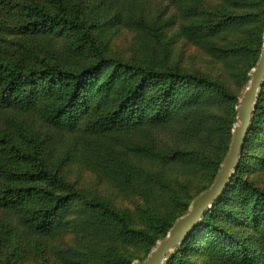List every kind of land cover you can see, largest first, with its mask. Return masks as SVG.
<instances>
[{
    "label": "trees",
    "instance_id": "obj_1",
    "mask_svg": "<svg viewBox=\"0 0 264 264\" xmlns=\"http://www.w3.org/2000/svg\"><path fill=\"white\" fill-rule=\"evenodd\" d=\"M50 2L57 7L49 8L41 0H21L25 13L21 30L38 31L61 24L77 28L80 46L92 41L84 23L72 18L67 7L57 4V0ZM14 3L21 4L0 0V11ZM224 4L201 19L197 18V8L190 9L192 28L183 29L198 42L194 26L206 25L200 41L208 46L220 43L217 37L225 34L224 30L245 35L236 38V52L230 48L226 56L241 54L249 63L245 76H234L240 82L236 94L220 78L188 72L178 65H141L108 53L105 43H98L97 55L86 53L93 62L78 68L51 60L30 65L27 57H22L18 67L0 64V210L16 213L40 234H60L70 227L76 239L58 249L64 264L145 261L151 249L188 211L162 222L147 210L153 232L143 225H132L116 205L95 196L96 191L91 197L83 192L63 195L39 185L46 179H58L47 166V156L59 140L74 138L83 146L82 154L103 158V162L96 163L105 168L117 170L113 163L122 162L127 167L125 178L131 179L140 176L143 168L138 164L128 168L124 159L128 150L156 155L158 145L154 137L150 144H126L114 135L133 128H166L181 135L189 145L188 150H176L169 157L213 173L202 191L215 181L232 141L235 110L248 80L246 74L260 59L264 36V0H225ZM217 49L225 50L219 45ZM21 130L33 140L31 147L22 146L13 136ZM40 144H46L44 156ZM66 154H72L71 146ZM263 169L261 96L229 187L191 236L170 255L167 264H200L197 255L202 252L207 257V249L215 251L213 258L222 256L220 264H227L230 258L243 263L264 262V188L247 177V172L257 174ZM71 210L75 211L74 217L67 214ZM232 229L245 234H235Z\"/></svg>",
    "mask_w": 264,
    "mask_h": 264
},
{
    "label": "rangeland",
    "instance_id": "obj_2",
    "mask_svg": "<svg viewBox=\"0 0 264 264\" xmlns=\"http://www.w3.org/2000/svg\"><path fill=\"white\" fill-rule=\"evenodd\" d=\"M16 1L21 3V0ZM41 1L49 8L57 7L50 0ZM224 1L57 0V4L61 2L67 7L72 18L77 17L86 26L92 41L87 42L84 47L79 44L77 28L55 24L38 31L21 30L20 25L25 19V13L22 3H14L12 7L0 11V64L18 67L22 65V57H27L30 65L51 60L61 62L65 67L78 68L93 62V59L86 57V53L97 55L98 43H105L108 53L141 65H178L188 72L220 78L236 94L240 82L234 76H245L249 63L241 54L226 56L230 53V48H234V53L236 52V38H244L245 35L238 31L224 30L225 34L221 33L217 37L221 42L208 46L200 41L206 33V25L194 26L198 42L192 40L183 29V26L192 28L188 16L190 9L197 8V18L201 19L223 7ZM192 2L195 6L190 5ZM217 45L225 50L217 49ZM263 45L264 36L260 55ZM255 67L247 72L248 80L240 97L250 83L251 71ZM1 68L6 70L4 67ZM261 96L264 98V87L259 98ZM235 112L234 126L238 123L237 106ZM13 136L22 146L31 147L33 140L28 138L23 130L14 132ZM114 136L126 144L138 142L150 144L154 137L158 145V154L148 152L138 154L128 150L124 156L128 168L133 169L137 164L143 168L140 176L125 178L127 167L120 161L113 163L117 170L100 166L96 160L103 162V158L96 156L92 159L82 154L83 146L76 144L74 138L67 137L56 142L53 150L49 149L47 156V166L58 179H46L40 181L39 185L49 186L63 195L83 192L87 197H91L93 191H96L95 196L106 204L116 205L125 213L132 225H143L154 232L151 224L147 222V210H151L157 215L154 217L162 222L171 221L190 209L193 199L206 187L213 175L212 172L202 171L188 162L169 157L176 150L189 149L187 140L174 131L166 128L140 131L133 128L123 130ZM70 146L72 154L68 155L66 151ZM45 148L46 144L39 145L43 156ZM247 177L254 179V183L264 188V169L257 174L247 172ZM175 203L179 205L171 208ZM67 214L70 217L76 215L74 210L67 211ZM219 221L226 224L224 219ZM232 230L235 234H245L240 229ZM75 239L70 227L64 228L60 234H40L16 213L0 210L1 264H64L59 255L58 249H61L59 246ZM214 252L207 249V257L201 252L200 256L197 255L198 262L220 264L222 256L213 258ZM206 259L208 263L203 262ZM227 264L264 262L243 263L230 258Z\"/></svg>",
    "mask_w": 264,
    "mask_h": 264
},
{
    "label": "water",
    "instance_id": "obj_3",
    "mask_svg": "<svg viewBox=\"0 0 264 264\" xmlns=\"http://www.w3.org/2000/svg\"><path fill=\"white\" fill-rule=\"evenodd\" d=\"M264 87V45L256 67L251 71V80L237 105L238 123L234 126L229 151L213 184L196 196L188 212L179 217L167 236L158 241L145 261L133 264H167L170 255L180 247L203 221L213 203L229 187L232 177L239 168L244 143L251 130L257 111L260 92Z\"/></svg>",
    "mask_w": 264,
    "mask_h": 264
}]
</instances>
